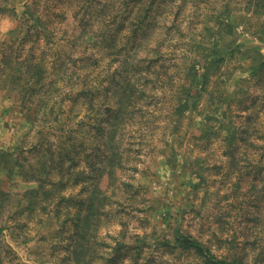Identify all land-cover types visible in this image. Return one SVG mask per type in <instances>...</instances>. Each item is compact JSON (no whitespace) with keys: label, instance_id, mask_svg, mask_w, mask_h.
Masks as SVG:
<instances>
[{"label":"rangeland","instance_id":"rangeland-1","mask_svg":"<svg viewBox=\"0 0 264 264\" xmlns=\"http://www.w3.org/2000/svg\"><path fill=\"white\" fill-rule=\"evenodd\" d=\"M10 56L43 72L27 100L0 82V264H106L118 241L113 264L206 261L178 235L264 264V0H0ZM139 79L120 170L83 132L85 89L115 104Z\"/></svg>","mask_w":264,"mask_h":264},{"label":"trees","instance_id":"trees-1","mask_svg":"<svg viewBox=\"0 0 264 264\" xmlns=\"http://www.w3.org/2000/svg\"><path fill=\"white\" fill-rule=\"evenodd\" d=\"M138 28L139 25L137 26V29ZM136 30L134 31L135 33ZM17 60L22 63V60ZM15 62L16 59H11V56L8 59L6 58V68H0V82L1 84H5L9 88H11V90L22 94L23 99L27 100V98L30 97L31 94L35 93L38 90L37 84L41 82L40 76L42 75L43 71L40 70L41 67H39V65H17L14 64ZM190 73L195 80V77L198 74L195 66L190 68ZM203 77L206 79L207 73H204ZM140 79H142V77H140ZM140 79L139 82L136 81L134 84H132V86H130L131 97H128L127 99L120 97L117 101L118 103L115 104H112V102L108 103L107 100H104L102 102L101 100L97 99L100 94V82L93 83L88 89H85L86 93L90 94L86 106L89 115L86 116L87 114H85V116L89 117V119L87 120V122H84V120L81 119V121H83L82 125L88 127V129L83 130V132H87L90 136L94 137V145L92 151L97 152L96 154L98 155L100 154L103 159H116V161L118 159L117 165L120 170L123 167V149L121 148V145L124 142L125 128L127 124L130 123V120L135 119L137 116L142 118L143 115L147 112L146 103L143 99H141V95L144 92V89H142L141 87L144 84ZM193 83L194 81L192 82V84ZM201 89H205V81L204 83H202V85H200L199 81H195V85L193 84L188 88L186 97L183 99L181 106L187 105L189 99L194 97L195 93H198V90ZM197 100L198 99L193 101L189 106L195 104ZM147 106L149 105L147 104ZM102 107L104 109H102ZM92 118L94 119V123H91ZM111 124L114 126V128L112 129L114 130V133L111 129H107V127L111 126ZM104 128L111 133L110 136H106V131L104 130ZM122 132L123 134L121 135ZM83 142L84 141H82V143ZM113 155L114 157H112ZM103 168V165L99 164L97 165L96 170L102 171ZM103 176V172L99 173L98 175H91L92 178L97 179L98 181ZM96 191H98V185L96 186ZM105 198L106 197H103L102 200H104ZM102 205H104V203H102ZM97 214L98 213L94 211L93 205H90L88 211H86L83 217L86 220H90ZM82 233L85 234L86 232L83 231ZM119 243L120 242L118 241L116 245H111L112 249L108 251L107 255H104L105 257L108 256L106 259V264H113L115 259L114 255L119 254L122 251L123 245H118ZM162 243L164 245H170L174 247H179L181 244H185L187 248H195L200 257L206 259V261L203 260L202 264H233L227 262V260L225 259L217 257L215 253H212V251H210V248H206V246H204L201 242L190 236L178 235L175 239H169L165 237ZM135 248L138 249L137 254L135 255L136 260L133 261V264H137V262L139 263V258L137 257V255L141 257V254L139 253L143 251L142 245H135ZM111 254L114 255L111 256Z\"/></svg>","mask_w":264,"mask_h":264}]
</instances>
